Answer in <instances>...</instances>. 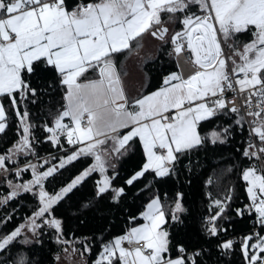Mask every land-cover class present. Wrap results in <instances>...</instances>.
<instances>
[{"label":"snow or ice","instance_id":"1","mask_svg":"<svg viewBox=\"0 0 264 264\" xmlns=\"http://www.w3.org/2000/svg\"><path fill=\"white\" fill-rule=\"evenodd\" d=\"M244 32L251 33L247 41L238 39ZM146 37L160 48L170 44L169 55L186 43L196 68L186 78L168 72L153 91L145 86L146 94L129 95L116 61L138 55ZM89 71L97 78H88ZM57 90L62 103L54 100ZM228 91L241 94L240 105L226 98ZM0 95L9 97L17 120V138L0 153V206L28 193L33 201L31 214L10 229L20 205L0 215V250L7 253L0 264H44L46 237L57 246L71 242L74 233L64 228L69 217L99 228L92 264H221L237 242L242 264H264V168L242 167L248 202L235 208L234 188L220 191L219 184L236 165L213 169L203 184L215 182L218 190L203 193L195 232L187 231L192 211L183 190L208 167L207 155L192 156L209 143H228L244 123L249 132L241 156L264 158V0H0ZM44 97L57 106L39 125L41 139L29 107L41 105L37 115L44 116ZM9 108L0 102V134L9 126ZM232 115L231 123L218 122L201 135V122ZM137 140L143 162L117 186L114 161L135 153ZM45 143L55 154H40ZM81 157L92 162L71 170ZM93 173L99 179L92 194L79 195ZM185 173L189 179L180 184ZM170 180L179 186L161 198L153 186ZM246 213L254 214L252 228L237 241L233 225ZM120 219L122 232L104 240ZM87 240L81 264L91 252Z\"/></svg>","mask_w":264,"mask_h":264},{"label":"trees","instance_id":"2","mask_svg":"<svg viewBox=\"0 0 264 264\" xmlns=\"http://www.w3.org/2000/svg\"><path fill=\"white\" fill-rule=\"evenodd\" d=\"M86 2V0H85ZM197 14L198 11H196ZM181 25L176 24L175 30H179ZM251 38L250 32H244L238 36V39L241 41H247ZM170 44L168 46H165L163 48H158L155 56H150V59H144L142 62V71L144 74V85L143 90L141 93L146 94L147 92L153 91L156 87L160 86V82L162 81V78L164 75H166L168 72L176 71V63L174 61V54L169 55L170 51ZM126 57H119L116 61L118 69L123 71L121 66L123 64V61ZM149 58V57H147ZM97 77L96 74H94L92 71L88 72V78H95ZM146 86V91H145ZM62 94L59 92V90L56 91L54 100H60L62 103ZM45 105H44V116L37 115L38 112L41 111V105H35L30 106L29 110L33 113L32 116V122L35 123L38 127L35 130V134L37 136H40L41 139H43L41 132L42 130L39 128L40 123L44 119L45 116H47V109L48 108H55L57 105L53 102L52 104H48V97H44ZM1 102L5 105L6 108H9V97L6 95L1 96ZM21 111H23V106H21ZM235 119V116L232 115L229 116H219L216 119L211 120L210 122H201L199 125V131L201 135H203L205 132L211 130V128L214 125H217L219 122L221 125L225 123H231L232 120ZM16 126H17V120L13 113V111L9 108V126L5 133L0 134V153H3L5 149L9 147V145L17 138L16 137ZM247 136V127L244 123L243 125V132L242 134L238 133L235 135L234 138H229L228 143L222 145V146H212L210 143L208 144V147L205 150H202L199 153H196L192 156L193 161L196 160L197 156L204 157L207 155L208 160V167L203 169V172L201 175L192 178V186L191 188L185 187L183 190L186 193L185 196V204L191 206L192 216L189 217L185 222L188 225L187 231L188 232H195L198 229V223H197V213L200 208V200L203 196V193L207 191L213 192L215 194L217 192V185L214 182L211 186H208L207 188L204 186L203 181L208 179L213 172V169H220L221 167H225L228 165H236V167L233 168V170L230 173L225 174L223 177L220 178V184H219V190L223 191L225 186L231 185L234 188V200H233V208L241 206L243 203H247V193L244 190L245 187V181H243L242 178H240V171L243 166L255 164L258 168V161L256 157H242L241 152L244 147V142L246 141ZM53 152L55 154V150L51 148V146L47 143L43 145L42 148H40V154L44 155V153ZM66 154V153H65ZM219 161V162H216ZM21 162H24V158H21ZM91 158H79L78 162H74L72 165L71 170H80L83 167L87 166V164H90ZM143 162L142 160V148L139 146V142L137 140V148L135 153H130L128 156L122 158L120 161H115L117 163V171L119 175L114 179V184L119 186L121 185L122 181L127 178V175L131 174V171L138 168V166ZM14 165H9V167H12ZM195 171V169H194ZM73 174H75V171H73ZM109 175H111V169H109L108 172ZM30 172L24 174V179L30 178ZM12 178L11 176L9 177ZM150 178V176H146L144 179L137 182L136 187H141L144 183L147 182V180ZM215 181V177H212ZM99 179L98 173H93L90 178H87L86 181L83 184V187L79 191V195L83 197H88L92 194V189L94 186V181ZM189 179L187 173H185L180 178V184H184ZM179 185L177 184L176 180H170L167 184L164 185H154V189H159L161 198H163L165 192H167L168 196L171 197L174 195L175 190L177 189ZM5 189L0 187V191H4ZM135 189H133L134 191ZM147 195V193H145ZM205 203L206 198H205ZM33 203L31 199V194H22L20 199L16 200L15 203L9 202L7 206H0V215H3L5 212H12L14 208L17 207V205H20L18 211L13 216V221H9V229L14 227L15 224H19L23 222V218L25 215H30L31 212L29 211V206ZM132 214H135L139 209L137 205L131 206ZM230 215L232 213H229ZM84 215H89V213H84ZM82 218V217H80ZM126 219V218H125ZM254 220V214H245L244 217H239L235 219L233 227L235 228V232L232 233L237 241H239L240 236L243 234H247L251 228V222ZM142 223L141 221H138ZM107 228L108 225H105ZM125 227V220L120 219L116 220L110 227V231L107 235L104 236V240H108L111 238L112 235H117L122 232V230ZM65 232L66 233H74V235L68 236V239L71 241L68 245H60L57 246L56 243L53 240L47 239L46 237V243H45V249H46V256L44 260V264H56V260L54 259L55 254H61L63 250L67 247H73L77 249V251L80 253L83 251L82 244L84 242V238L87 237V242L91 245V252L85 253L84 256L87 258V264H92V260H94L97 257V254L100 251V243L96 237L99 234V228L91 221L86 222L85 224L79 223V218L72 219V218H66V222L64 225ZM50 236L51 233H48ZM175 231L173 233V236L175 238ZM76 237H79L80 240L77 241ZM237 251L232 254L231 260L225 259L221 262V264H242L241 260V254L239 252V243L237 242L236 245ZM15 251V249H13ZM7 253L0 250V258H3ZM173 255H175V250H173ZM11 257H9L10 259Z\"/></svg>","mask_w":264,"mask_h":264},{"label":"crops","instance_id":"3","mask_svg":"<svg viewBox=\"0 0 264 264\" xmlns=\"http://www.w3.org/2000/svg\"><path fill=\"white\" fill-rule=\"evenodd\" d=\"M191 10L195 12L198 11V9L195 7H193ZM166 26L169 27L170 31L173 30V26L171 24H167ZM160 43L161 42L155 39L146 37L143 40V49L140 51V53L138 55L133 54L131 56H127L124 59L123 64L121 66L123 70L121 72V76L124 88L129 95H136L142 92L144 85L142 62L145 58L156 55V52L159 48L158 45Z\"/></svg>","mask_w":264,"mask_h":264},{"label":"built area","instance_id":"4","mask_svg":"<svg viewBox=\"0 0 264 264\" xmlns=\"http://www.w3.org/2000/svg\"><path fill=\"white\" fill-rule=\"evenodd\" d=\"M76 2H79V0H76ZM174 61L176 63V67L177 65L179 66L177 67L178 73L184 76L185 78L187 77V75L191 74V72L196 68V65L193 63V60L191 58L190 50H188L186 47V43L184 45L183 50L180 53L174 54ZM226 98L232 101L233 103L240 105L242 96L239 93L233 94L232 92L228 91L226 92ZM229 107H231V104L229 105ZM246 127H247V135H248L249 132L248 124H246ZM255 142L258 144V141ZM256 158L258 161V168H264V158L261 157H256Z\"/></svg>","mask_w":264,"mask_h":264},{"label":"rangeland","instance_id":"5","mask_svg":"<svg viewBox=\"0 0 264 264\" xmlns=\"http://www.w3.org/2000/svg\"><path fill=\"white\" fill-rule=\"evenodd\" d=\"M226 52L228 51L226 48H225ZM1 96L0 95V102H1ZM247 124V123H245ZM23 158V157H21ZM31 159V158H29ZM23 163V162H21ZM115 163V161H114ZM15 166V165H14ZM12 166V167H14ZM68 251L67 253L63 250V252L59 255L60 256V260L58 262H56V264H81V261H82V257L80 255V253L78 251H73V247H67Z\"/></svg>","mask_w":264,"mask_h":264}]
</instances>
